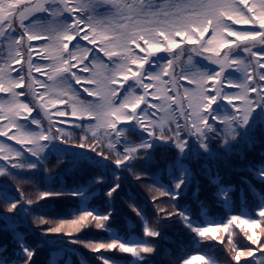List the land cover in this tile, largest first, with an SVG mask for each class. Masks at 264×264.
Returning a JSON list of instances; mask_svg holds the SVG:
<instances>
[{"label": "snow or ice", "instance_id": "6c2138e0", "mask_svg": "<svg viewBox=\"0 0 264 264\" xmlns=\"http://www.w3.org/2000/svg\"><path fill=\"white\" fill-rule=\"evenodd\" d=\"M233 25L248 27L239 29ZM182 44L191 46L187 49L191 67L177 75L175 67L185 51ZM240 50L245 56L239 55ZM34 56L46 63L36 62ZM194 56L203 57L216 67L205 68L193 61ZM33 72L46 79H39ZM37 88L43 91L38 92ZM21 89L31 93L35 107L27 99H21L26 97L25 91H18ZM82 93L93 99H81ZM0 94H3L0 137L21 146L17 149L0 141V161H4L0 164V176L15 180L19 174L11 169L47 171L52 152L58 153V161L70 164L73 170L94 173L86 186L81 182L66 186L62 177L69 169L45 178V187L39 193V199L45 203L40 208L65 198L79 202V207L70 213L75 218L63 217L56 226L41 229L44 243L82 244L90 252L99 253L95 260L100 264H119L117 259L104 255L105 252L130 254L132 259L128 264H153L165 239L162 221H171L175 216L196 237L217 240V233L228 232L231 261L235 264H240L242 258L253 264L249 258H254L256 252L264 253V0H35V3L0 0ZM36 107L48 121L47 129L40 116L33 115ZM69 108L71 116L81 121L74 126L85 128L91 134V142L86 134L76 144L71 132L59 127L68 121L54 118L68 116ZM85 120L95 124L86 126ZM257 126L259 135L253 131ZM132 133L138 137L135 142L126 135ZM217 137L223 138L219 152L211 146ZM105 139L107 153L103 150ZM57 141L86 150L61 149ZM257 145L261 146L258 162L248 161L247 151H255ZM160 148L174 157H166L161 168L168 172L169 183L160 184L153 175L151 184L141 186L151 189L155 185L161 196L168 197L173 211L160 208L155 218L157 227L153 228L144 209L130 203L129 207L139 218L143 237L151 239H122L114 231L112 221L114 204L123 191L124 173L130 172L137 181H142L149 174V165L156 163L154 153ZM200 150L213 161L222 159L227 163L233 154L247 161L233 171L245 173L239 178L246 186L240 189L239 198L246 206L247 192L257 197L253 209L259 219L250 213L241 218L240 213L229 212L220 220L198 223L187 205L180 207V200L195 184L192 200L206 215L208 205L200 199V182L184 163L189 158H199ZM68 156L72 159L64 160ZM137 160L144 161L139 172L135 171ZM82 164L89 167L81 168ZM113 164L115 168L111 167ZM202 169L207 180L216 186L213 202L229 206L235 185L225 181L219 170L213 172L207 162ZM2 188L0 202L8 205L7 212L12 213L11 216L0 214L3 222L0 233L7 243L8 233L15 231V225L10 222L33 210L26 209L23 201L11 196L6 183ZM257 188L261 191L257 192ZM94 195L99 196L104 211L87 206ZM27 203L33 201L29 199ZM34 223L50 221L36 217ZM231 225L240 228L246 240L258 247H240L234 243ZM85 228L104 231L108 234L107 242H85L74 235ZM254 229H259V234ZM47 233L62 235L46 239ZM64 237L69 239L65 241ZM219 240L223 242V237ZM13 241L15 256L0 246V264H36V249L24 239L13 237ZM164 254H168L167 249ZM198 260L217 264L215 258L205 259L203 254L186 259L177 257L173 264H193ZM80 264L89 262L82 258ZM255 264H264V258L256 259Z\"/></svg>", "mask_w": 264, "mask_h": 264}, {"label": "trees", "instance_id": "16d2710c", "mask_svg": "<svg viewBox=\"0 0 264 264\" xmlns=\"http://www.w3.org/2000/svg\"><path fill=\"white\" fill-rule=\"evenodd\" d=\"M107 7V6H104ZM114 11V10H113ZM234 28H247V25H233ZM207 38V37H206ZM179 39V38H177ZM230 40L233 38H229ZM34 43H42V42H34ZM86 42L81 41V44H85ZM183 45V44H182ZM91 47V45H89ZM256 50V49H254ZM38 52H42V49H37ZM143 55V53H141ZM162 57L165 54H160ZM241 56H245L244 54H240ZM34 60L38 63H46V61H40L37 57L34 56ZM194 62H198L201 66L205 68H215L216 66H211L208 63H205L197 58L193 57ZM19 67V66H17ZM150 67L149 65L145 66ZM191 65L188 64V60L184 62L179 67V73L185 68H190ZM34 76L39 77V79L44 80L46 79L44 76H40L38 73L33 72ZM87 75V74H83ZM234 76H238V73H233ZM48 83H52L49 81ZM180 83H183V81H180ZM79 87V86H77ZM87 87H92L91 85H87ZM191 87V86H189ZM18 91H25V89H21ZM37 91H43V89L37 88ZM139 92L140 89H137ZM229 91H235V90H229ZM0 96H3V94H0ZM21 99H27L30 101L28 96L21 97ZM81 99L83 100H92L93 97H88L86 93L81 94ZM31 102V101H30ZM32 104V103H31ZM63 107H67L66 105ZM50 111H55V109H49ZM69 112V115L62 118H54V119H60V120H66L67 123H61L59 125L60 128L65 129L67 132H71L73 140H79V137L88 135L89 136V142H91V134L86 132L85 128L75 127V124L81 123V121H76L71 116V109H67ZM231 111V109H229ZM33 115H39L40 119L43 123V127L47 129L44 119L40 114H38L36 111H34ZM23 123V121H21ZM86 126H91L95 124V121H87L85 120L83 122ZM181 124L184 123L183 120L180 121ZM215 123V122H214ZM217 127H220L221 129L224 128V125H216ZM31 127H35L32 125ZM126 127V126H121ZM54 132L55 129L53 128ZM138 131V130H137ZM239 131H243V129H239ZM257 135H259L260 129L257 126L253 130ZM128 136V139L130 141H137L138 137L135 133L132 134H126ZM0 141H5L7 145H14L15 148L20 149V145H15L14 141H7L6 137H0ZM157 143H160V141H157ZM223 143L222 137H217L213 141H211V146L213 151L219 152L221 148V144ZM104 148L103 150L107 153L109 150L107 148V140H104ZM261 150V146L257 145L255 148V151L249 149L246 153L247 160L252 162H258L259 160V152ZM47 151V150H46ZM175 151V150H173ZM222 154V153H221ZM24 156H27L29 159H34V157H31L28 153H23ZM115 158V154H112ZM174 159L171 153H168L164 148L157 149L154 153V159L156 163L149 165V174L146 176L142 181H137L136 178L132 175L130 172H125V183L123 185V191L120 193V198H122L124 201L127 202L128 209L130 212H125L123 209L117 208V200L114 204L115 212H114V219L112 221V227L114 231L122 238L129 241L134 240H143V239H151V238H145L143 237L142 229L140 227L139 218L136 216V214L132 211V209L129 207L130 203H135L137 206L142 207L144 209L145 215L147 216L148 220L151 223V227L156 228L157 225L155 223L156 215L160 208H164L167 212H172V203L168 202L167 196H161L159 191L156 189L155 185L151 188L152 191H154L158 198H161L164 200V206L158 207L156 203L153 201H150L148 198H146L139 190L138 188L143 187L141 186L143 184H151V176L155 175L156 179L159 181L160 184L167 185L169 183L168 178V172L161 171V168L165 164V158ZM71 156L65 157L64 160H71ZM207 162V164L212 168L213 172L216 170H219V173L221 177L225 181L232 182L235 185V193L233 194L232 200L229 202V206H223L221 204L214 203V197L213 193L216 191V186L211 184L206 176L203 174L202 165H204ZM4 161H0V164H3ZM144 163L143 160H137L135 161L136 168L135 171L139 172L141 171V165ZM185 164L189 166L191 171L195 174L196 180L200 182L201 186V193H200V199L205 202L206 205H208L206 209V215L202 214L199 207L193 202L192 200V190L195 187V184L192 185V187L189 188L187 195L180 200V207L183 208L185 205L188 206L189 209H191L194 212V222L198 223H205L208 219H216L220 220L228 215L229 212L233 213H240L241 218H246L247 215L250 213L251 215L255 216L256 219H259L258 216L255 215V210L253 209L254 202H257V197L253 195L251 192L246 193V206L242 204L240 198H239V191L241 188H246L245 185L240 183V176L245 175V173L239 172V171H233L234 168L242 167L247 161H241L240 157L236 154L231 155L228 157L227 163H225L222 159L217 160H210L205 157L203 154V151L200 150V156L199 158H189L184 161ZM89 165L82 164L81 168H88ZM112 168H115V165H111ZM123 167V166H121ZM47 171L41 169L38 173L36 170L28 169V168H21V169H11L12 172L18 173L19 175L15 180L7 177V176H0V191H3L2 185L5 183L8 185V187L11 189L10 195L14 196L16 200L23 201L24 207L26 209H32L33 211L31 214H24V216L27 219L34 220L36 217H42L43 219H51L56 222H60V219L63 217L67 218H75L70 215V213L79 207V202H73L71 198H65L63 201L51 203L47 205L46 208H40L39 205H42L45 203V201H41L39 199V193L42 191L45 187V178L47 176L55 175L56 173L63 172L65 169H69V172L66 173L62 177V182L66 184V186L71 187L75 182H81L84 183L85 186L87 184V181L90 179H93L94 173L91 171H80V170H73L71 168V165L63 162L58 161V153L52 152L49 155L48 162L46 164ZM111 174L109 173V176ZM95 187L99 188L100 185H95ZM39 190V191H38ZM257 192L261 191V189L257 188ZM32 200V204H28V200ZM104 199H107V197H104ZM19 205V204H18ZM17 205V207H18ZM7 206L5 203L0 202V214L5 216H11L12 213L7 212ZM87 206L89 207H98L100 211H104V208L100 206V199L98 195H94L90 197V199L87 202ZM161 215H163L161 213ZM174 218V222L168 221V224H174L173 230H166L162 229V231L165 233V239L161 241L160 247H161V253L160 255H157L153 261V264H173V261L180 257L181 259L191 258V256L196 255H204L205 259L209 257H213L216 259L217 264H235V262L231 261V253L230 249L232 245L228 244V232H219L217 233L218 239L212 240L210 238H200L196 237L194 233H191L190 229L185 228L180 222L177 217ZM166 221V220H164ZM15 225V231H10L8 233V240L7 243H5L4 235L3 233H0V246H4L8 249L10 256L14 257L15 252L12 250V243L13 237L15 239H24L26 242L34 247L36 249V255L34 256V260L36 264H65V262H68V264H80V261L82 258L87 259L89 264H100L99 261L95 260V256L99 255V253H92L88 249H86L82 244L77 245H61V244H46L41 239L42 232L41 230H36L35 227L31 228V225H27L24 223L21 216L17 218L15 221L10 222ZM3 226V222L0 221V227ZM206 226H216L215 224H207ZM243 227V226H241ZM230 231L232 232V239L233 242L238 244V246H241V242L247 244L248 241L244 240L242 241V237H244L243 232H241V229L238 228L236 225H231ZM256 232V229L252 230ZM241 234L240 236L238 234ZM57 235L62 234H55L51 233L49 235H46L44 238L46 239H54ZM75 236H79L82 240L85 242H101L102 240L107 242L108 240V234L105 233L102 230H97L95 228H89L84 229L79 233H75ZM219 237H223V242H220ZM65 241H67L69 238L64 237ZM193 240L196 241V244H193ZM250 246H252L250 243H248ZM73 249L78 250L77 252H73ZM164 249H167L168 254H164ZM188 253L187 256H185V253ZM106 256H112L113 258L117 259L119 264H128V262L132 259L130 254H119V253H103ZM264 258V253L256 252L254 258H249L253 260V264H255L256 259ZM193 264H203L202 261H194ZM240 264H247V261L242 258Z\"/></svg>", "mask_w": 264, "mask_h": 264}, {"label": "rangeland", "instance_id": "374dc122", "mask_svg": "<svg viewBox=\"0 0 264 264\" xmlns=\"http://www.w3.org/2000/svg\"><path fill=\"white\" fill-rule=\"evenodd\" d=\"M31 2L35 3V0H31ZM104 6H107V7H110V5H104ZM191 46H188V45H181V48L185 49V51L183 52V54L181 55V58H180V61L177 63L176 67H175V72L177 73V75H179V67L188 60V56L190 55V53L187 51L188 48H190ZM235 48V45L233 46ZM177 52L180 51V49H177L176 50ZM227 51V49L225 50ZM240 54H244L242 50L239 51ZM233 54L235 55L236 52H233ZM205 55H208V54H205ZM245 55V54H244ZM194 58H197L205 63H208L210 64L207 60H205L203 57H199V56H194ZM211 65V64H210ZM211 66H215V65H211ZM25 75H27V66L25 65ZM26 90V89H25ZM26 95L28 96V98L30 99L32 105L35 107V101L32 100V95L30 92H28L26 90ZM36 112L38 114H40L42 116V118L44 119L43 117V114L40 112V109L38 107H36ZM45 121V124H46V127L48 128V121L46 119H44ZM54 132V130H53ZM58 144V146L63 149V148H68L70 151L72 152H80V151H85L86 149H79V148H76L73 144H60L59 141L56 142ZM75 143L78 144L79 143V140H75ZM91 155H94V153H91ZM97 159H99V157H97ZM138 190L146 197L148 198L150 201H153V197H156V200L154 203H156V205L158 207H163L165 204L163 203L164 200L161 199V198H158V195L152 191L151 189L147 188V187H140L138 188ZM20 205H18V208H19ZM117 208L119 209H123L125 212H130L129 209H128V205H127V202L124 201L122 198L118 197L117 198ZM21 218L23 219L24 223L27 224V225H31V228L35 227L36 230H41V229H48V228H51V227H54L58 224V222L56 221H53L51 219H45V220H48L50 221V223H45V224H39V223H34V220H29L26 218L25 220V216L22 215ZM174 218L171 219V222L175 223L174 221ZM162 224H163V228L162 229H166V230H173L174 229V224H168V220L166 221H162ZM85 229H89V228H85ZM84 230V229H82ZM81 230V231H82ZM259 229H256V233L259 234ZM51 233H47L46 235H49ZM239 236L241 235L240 233L238 234ZM242 239V241L246 240L245 237H242L240 238ZM262 239H264V237H262ZM249 243V242H248ZM245 244V243H242L241 242V246L240 247H245L247 246L248 248H256L258 246H250L249 244Z\"/></svg>", "mask_w": 264, "mask_h": 264}]
</instances>
